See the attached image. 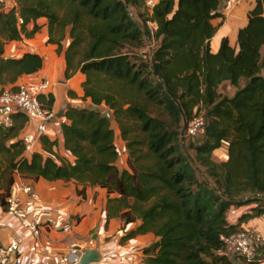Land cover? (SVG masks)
I'll list each match as a JSON object with an SVG mask.
<instances>
[{
	"label": "trees",
	"instance_id": "1",
	"mask_svg": "<svg viewBox=\"0 0 264 264\" xmlns=\"http://www.w3.org/2000/svg\"><path fill=\"white\" fill-rule=\"evenodd\" d=\"M147 1L15 0L12 7L0 5V92L42 67L37 53H2L4 42L33 36L37 20L44 19L46 41L57 49L68 28L65 77L76 71L84 75L81 100L88 101L68 106L62 115L63 145L72 161L59 156L56 139L45 134L41 150L29 157L22 154L20 139L9 146L0 142V206L6 209L16 173L33 181L74 180L83 185L80 194L86 185L116 194L108 197V216L125 223L140 219L123 239L148 232L159 237L143 249V264H233L225 239L241 230L242 222L264 215V0H255L247 11L236 47L222 37L216 52L210 40L224 17L222 0H152L151 6ZM130 6H143L146 17L140 15L139 21ZM215 19L220 21L214 24ZM145 39L155 43L147 59L137 61L122 51ZM224 82L236 88L231 96L219 92ZM138 95L162 106L167 118L151 116L136 101ZM38 99L51 110V92ZM102 105L111 110L128 150V166L122 170ZM200 114L204 131L190 157L182 148L180 128ZM133 129L144 137H130ZM223 144L227 157L216 162L213 151ZM242 205L250 207L230 223L228 210ZM262 254L247 264H264Z\"/></svg>",
	"mask_w": 264,
	"mask_h": 264
},
{
	"label": "crops",
	"instance_id": "2",
	"mask_svg": "<svg viewBox=\"0 0 264 264\" xmlns=\"http://www.w3.org/2000/svg\"><path fill=\"white\" fill-rule=\"evenodd\" d=\"M3 7H12L14 0H0ZM255 0H222L219 11L223 13V20L218 26L216 34L210 40L212 52L218 50L222 37H227L231 46L236 47V35L240 27L247 22V11L254 5ZM220 19H215L214 24ZM38 30L31 37L21 36L18 40H11L3 44V57H20L24 53L31 52L39 54L43 59L42 67L35 73L22 75L18 82H36L41 79H49L53 83L51 94L53 104L51 110L55 116L49 122L45 135L49 139H56L57 145L54 148L59 156L68 161L73 160V156L64 148L63 135L60 124L65 118L62 116L68 106H84L88 101L81 100L83 95L82 81L84 75L76 71L72 76L65 77V56L64 52L68 42V34L61 41L60 49L57 44L49 43L47 39V27L44 19L37 20ZM32 24L29 25V27ZM67 33V32H66ZM263 68L261 74H263ZM244 81H241V85ZM15 83V84H16ZM227 89L231 96L236 88L228 82ZM14 84V86H15ZM219 86V92L222 93ZM13 85H6L4 88H12ZM3 88V89H4ZM72 91L73 94H69ZM114 130L115 140L120 138L118 127L111 121ZM34 129L32 120H28L23 114L18 113L13 118V125L8 129L0 130V142L5 146L20 139V136L29 130ZM41 150L40 138L35 144L34 151ZM220 152V160L226 159V149L223 146L213 151L214 154ZM24 156L30 154L23 150ZM4 165V153L0 152V166ZM116 165L119 170L125 168L123 160L118 158ZM20 184H29L36 193V198L32 208H27V219L32 213L39 215L41 220L71 219L77 221L70 232L47 230L39 227L36 233L23 227L20 218L6 212L0 206V246H4L12 239L21 238L18 254L22 264H64L62 256L70 248L85 246L87 249L98 248L101 259L97 263L91 264H143V249L159 240V237L152 232L136 234L134 236L123 237L140 224V219L131 223H125L118 216H108V197L116 194H108L106 189L86 185L80 194L79 189L83 185L74 180L63 181L39 179L37 181L24 179L19 174H14V184L11 192H16ZM1 186V181H0ZM25 194L20 193L21 200L25 199ZM250 206L242 205L231 207L227 212V219L230 223H236L238 217ZM243 229L259 231L264 236V215L249 219L240 224ZM92 240L94 245L88 246L87 242Z\"/></svg>",
	"mask_w": 264,
	"mask_h": 264
},
{
	"label": "built area",
	"instance_id": "3",
	"mask_svg": "<svg viewBox=\"0 0 264 264\" xmlns=\"http://www.w3.org/2000/svg\"><path fill=\"white\" fill-rule=\"evenodd\" d=\"M152 0L147 1L151 6ZM155 27L154 23H152ZM53 83L49 79H41L36 82H18L13 88H4L0 92V130L8 129L13 125V118L16 114H23L29 121L36 119L37 127L20 136L26 153L34 151L35 144L39 138L45 134L49 122L54 118L53 110H47L42 107L38 95L46 94L51 91ZM205 119L202 114L193 117L185 125L187 136H197L204 131ZM20 193L25 194V199L21 200ZM36 198L34 189L29 184H20L16 192H10L6 197L5 211L20 218L23 227L36 233L39 227L47 230L60 231L68 233L77 222L71 219H53L41 220L39 215L32 213L30 219H27V208H32ZM226 255L242 256L247 260L256 257L260 247L264 244V236L257 230L241 229L226 239ZM21 238H15L8 244L0 246V264H22L18 254ZM88 246H93L92 240L87 242ZM87 249L85 246L70 248L62 256L64 264H78L83 253ZM263 264V262H261Z\"/></svg>",
	"mask_w": 264,
	"mask_h": 264
},
{
	"label": "rangeland",
	"instance_id": "4",
	"mask_svg": "<svg viewBox=\"0 0 264 264\" xmlns=\"http://www.w3.org/2000/svg\"><path fill=\"white\" fill-rule=\"evenodd\" d=\"M15 2V0H14ZM3 2H0V5ZM16 4V3H15ZM3 6V5H2ZM130 11L132 13V15L135 18H138L139 21H142L143 16L140 15H144V17H146V10L143 6H130ZM148 26L153 29L154 26L151 22H147ZM66 34H68V28L66 30ZM155 43L152 39H145L141 44L137 45V46H133V47H124L122 48V51H129L130 52V57L131 59H135L137 61H140L139 59H147L150 54H151V49L154 47ZM262 55H264V50L262 52ZM139 56V58H138ZM263 74H264V69H263ZM103 85L106 86L108 85L106 81L103 80ZM222 90V94H229L230 91L227 89V84H222L221 89ZM136 101L139 102L140 104L144 105L147 110L148 113L151 116L154 117H158L161 119H166L167 115L165 114L162 106L158 105V104H154V103H150L147 102L143 99V97H141L140 95H138L136 97ZM100 110H107L108 108L104 105L99 107ZM111 113V110H109ZM202 113H204V111H201ZM110 120L112 121V123L114 124L115 127H118V131H119V136H120V129L119 126L117 124V122L113 119V116L111 114ZM180 132H181V142H182V148L183 150L186 152V154H188L190 157H193L194 152L191 148L192 145L199 143L200 139H201V134L191 137V136H187L185 133V127H184V123L182 124L181 128H180ZM130 137H134L136 139H142L144 137L143 133L139 130V129H133L130 131L129 133ZM115 144H116V148L118 151V158L123 160V163H125V166H128L127 161L129 160V154H128V150L125 148V143L122 140V138L120 137L117 142L115 140ZM225 147V146H224ZM137 148L139 149H143L142 146H137ZM222 154L220 152H218L217 154H212V158L214 161L219 162L220 160V156ZM264 251V244L262 245V247H260V249L258 250L256 256L259 257L262 252ZM263 255V254H262ZM229 259L232 261L233 264H247V259L242 257V256H234V255H229Z\"/></svg>",
	"mask_w": 264,
	"mask_h": 264
},
{
	"label": "water",
	"instance_id": "5",
	"mask_svg": "<svg viewBox=\"0 0 264 264\" xmlns=\"http://www.w3.org/2000/svg\"><path fill=\"white\" fill-rule=\"evenodd\" d=\"M101 116L110 119L111 113L109 109L103 111L101 113ZM37 124L38 121L36 119H32V125L34 129L37 127ZM100 259H101V254L98 248L84 249L78 264L97 263L100 261Z\"/></svg>",
	"mask_w": 264,
	"mask_h": 264
}]
</instances>
